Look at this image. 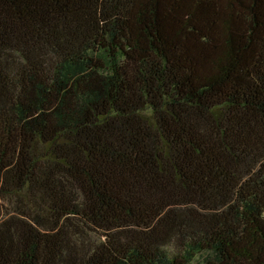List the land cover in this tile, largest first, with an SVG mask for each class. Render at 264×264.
Returning <instances> with one entry per match:
<instances>
[{"label": "trees", "instance_id": "trees-1", "mask_svg": "<svg viewBox=\"0 0 264 264\" xmlns=\"http://www.w3.org/2000/svg\"><path fill=\"white\" fill-rule=\"evenodd\" d=\"M0 264H264V0H0Z\"/></svg>", "mask_w": 264, "mask_h": 264}]
</instances>
